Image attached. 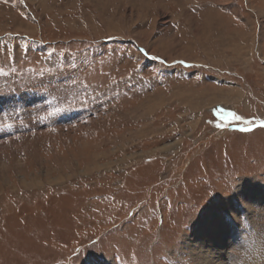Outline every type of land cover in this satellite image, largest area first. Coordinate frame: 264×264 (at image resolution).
Listing matches in <instances>:
<instances>
[{
  "label": "rangeland",
  "instance_id": "rangeland-1",
  "mask_svg": "<svg viewBox=\"0 0 264 264\" xmlns=\"http://www.w3.org/2000/svg\"><path fill=\"white\" fill-rule=\"evenodd\" d=\"M262 123L264 0H0V264L264 253Z\"/></svg>",
  "mask_w": 264,
  "mask_h": 264
},
{
  "label": "bare ground",
  "instance_id": "bare-ground-1",
  "mask_svg": "<svg viewBox=\"0 0 264 264\" xmlns=\"http://www.w3.org/2000/svg\"><path fill=\"white\" fill-rule=\"evenodd\" d=\"M233 212L232 210L228 214L230 216L229 223H224L216 218H209L200 228L197 227L196 230L195 228L193 229L196 245L193 243V245H195L194 250L192 248L191 250H193L195 255L200 252L199 249L202 250V252H200L201 262H198V264H226L225 260L227 257L225 256V251L230 244H244L246 248L248 247L250 251L252 250L251 253H248L246 263L264 264V253L259 252L260 250L258 251V249L252 246V240L244 243L242 242L243 240L239 239L241 232L236 229L235 224L232 222L235 218ZM229 264H234V262L232 261V263L230 262Z\"/></svg>",
  "mask_w": 264,
  "mask_h": 264
},
{
  "label": "snow or ice",
  "instance_id": "snow-or-ice-1",
  "mask_svg": "<svg viewBox=\"0 0 264 264\" xmlns=\"http://www.w3.org/2000/svg\"><path fill=\"white\" fill-rule=\"evenodd\" d=\"M261 127H264V123L261 124ZM243 130H244V129H242V131H243Z\"/></svg>",
  "mask_w": 264,
  "mask_h": 264
}]
</instances>
